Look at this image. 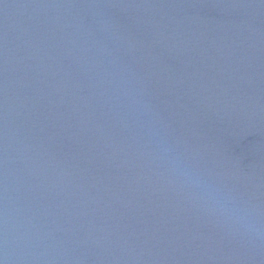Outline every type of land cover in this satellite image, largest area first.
Returning a JSON list of instances; mask_svg holds the SVG:
<instances>
[{"label": "water", "instance_id": "obj_1", "mask_svg": "<svg viewBox=\"0 0 264 264\" xmlns=\"http://www.w3.org/2000/svg\"><path fill=\"white\" fill-rule=\"evenodd\" d=\"M0 264H264V0H0Z\"/></svg>", "mask_w": 264, "mask_h": 264}]
</instances>
